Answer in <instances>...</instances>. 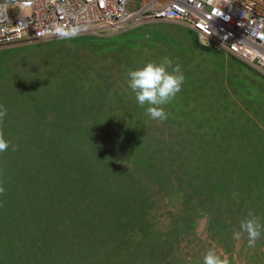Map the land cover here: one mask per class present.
<instances>
[{
  "label": "rangeland",
  "instance_id": "374dc122",
  "mask_svg": "<svg viewBox=\"0 0 264 264\" xmlns=\"http://www.w3.org/2000/svg\"><path fill=\"white\" fill-rule=\"evenodd\" d=\"M0 264H264V77L168 22L0 48Z\"/></svg>",
  "mask_w": 264,
  "mask_h": 264
},
{
  "label": "built area",
  "instance_id": "2783aa9c",
  "mask_svg": "<svg viewBox=\"0 0 264 264\" xmlns=\"http://www.w3.org/2000/svg\"><path fill=\"white\" fill-rule=\"evenodd\" d=\"M168 22L264 77V0H0V48Z\"/></svg>",
  "mask_w": 264,
  "mask_h": 264
},
{
  "label": "crops",
  "instance_id": "0c3cea01",
  "mask_svg": "<svg viewBox=\"0 0 264 264\" xmlns=\"http://www.w3.org/2000/svg\"><path fill=\"white\" fill-rule=\"evenodd\" d=\"M261 75V74H260Z\"/></svg>",
  "mask_w": 264,
  "mask_h": 264
}]
</instances>
